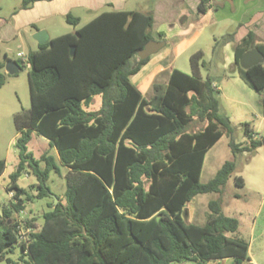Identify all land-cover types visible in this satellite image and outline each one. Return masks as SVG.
<instances>
[{
    "label": "trees",
    "instance_id": "obj_1",
    "mask_svg": "<svg viewBox=\"0 0 264 264\" xmlns=\"http://www.w3.org/2000/svg\"><path fill=\"white\" fill-rule=\"evenodd\" d=\"M37 1L23 0L22 8ZM207 2L202 0V11ZM66 19L75 26L80 23L70 13ZM153 24L151 13L103 11L29 52L31 107L15 114L19 161L6 186L13 200L0 211L1 260L209 264L231 259V264H256L250 243L229 235L238 231L239 219L223 211L221 197L209 201L204 225L187 223L183 211L199 194H222L233 176L237 164L229 159L208 182L201 181L207 153L224 135L230 137L234 154L255 150L262 140H255L251 124L244 122L248 143L235 141L230 117L220 112L215 81L202 74L207 67L203 50L190 55L192 72L175 67L167 81L153 83L151 97L143 94L132 77L150 60L138 52L156 39ZM234 41L235 34L227 33L215 39L213 50ZM253 48L264 54V41L250 31L234 46V66L251 88L261 91L264 62L249 68L240 64L241 56ZM5 65L0 58V88ZM96 96H101V106L92 110ZM195 122L200 126L192 129ZM34 131L57 149L67 168V188L64 200L51 202L39 229L31 220L25 222L30 231L21 240L16 213L26 208V201L48 196L50 173L61 170L56 156L45 152L36 157L30 148ZM6 167L0 158V177ZM26 171L36 176V196L19 184ZM235 184L244 186V178L236 176ZM16 245L22 251L19 258L6 256Z\"/></svg>",
    "mask_w": 264,
    "mask_h": 264
},
{
    "label": "rangeland",
    "instance_id": "obj_2",
    "mask_svg": "<svg viewBox=\"0 0 264 264\" xmlns=\"http://www.w3.org/2000/svg\"><path fill=\"white\" fill-rule=\"evenodd\" d=\"M143 0H133L127 3V9H136L145 7ZM23 0H0V19H9L14 13L22 8ZM147 5V3H146ZM107 8H102V11ZM97 11V10H96ZM95 10L85 6H76L71 9L70 14L80 18V23L75 26L69 23L66 16L61 14L52 15L41 19L38 26L47 27L49 35L55 37L67 32H73L77 27L87 23L96 15ZM36 27L29 26L21 30L17 36L4 34L0 42V58L20 60V70L15 74H9L4 68L5 83L0 88V158L5 159L7 167L0 177V211L3 204H10L13 200V192L9 194L6 189L10 182V175L17 168L19 157L16 146L18 135L15 114L18 111L31 107V95L29 85L30 64L18 57V52L23 51L28 58L30 51L37 49L39 46L33 37V31ZM217 28L223 31H231L224 26H210L207 28V34L213 33ZM207 39V35L203 36ZM162 48L160 51H162ZM196 48H192L183 54L177 61L176 66L187 72H192L190 64V55ZM7 56H6V53ZM9 57V58H7ZM137 60L138 58L135 57ZM207 67H202L204 76L210 75L216 78L218 85L217 95L220 101V112L230 117L233 122L235 131L234 139L237 143H248V138L244 130V122H250L256 125L261 140L264 139V90L257 91L251 88L238 74L234 66V42L229 43L226 47L221 46L217 50H209L205 54ZM155 90L151 88L145 93L147 98L151 97ZM101 96L94 98L93 104L89 107L97 110L101 106ZM200 123L195 122L191 128L197 129ZM31 149L40 157L43 153L48 152L56 156L60 165V172L51 171L48 184L51 193L43 198H33L26 201V208L16 213V217L21 221L23 233L27 234L25 222L31 220L35 229H39L44 221L45 212L49 211L54 201V196L64 200L67 188L66 173L67 168L62 166L56 148L50 146L47 138L33 132ZM230 137L224 135L221 140L209 150L201 176L203 183L208 182L215 176L222 163L229 159H235L237 167L233 176L227 182L224 192L202 193L197 195L193 200L188 202L183 211V217L187 223L204 225L207 220L209 211V201L219 197L223 200V211L230 216L239 219V229L235 233H229L247 240L251 245V256L258 264H264V147L258 151H246L234 154L230 145ZM46 163L43 161L41 166L44 168ZM240 176L245 179L244 186L235 184V177ZM36 176L30 171H26L19 178V184L28 190L34 196L37 195ZM26 198V197H25ZM11 199V200H10ZM59 200V199H58ZM22 251L20 246L16 245L14 251L6 250V256L18 259ZM231 259L209 261V264H231ZM0 264H9L6 260L0 259ZM186 264V263H182Z\"/></svg>",
    "mask_w": 264,
    "mask_h": 264
},
{
    "label": "crops",
    "instance_id": "obj_3",
    "mask_svg": "<svg viewBox=\"0 0 264 264\" xmlns=\"http://www.w3.org/2000/svg\"><path fill=\"white\" fill-rule=\"evenodd\" d=\"M131 1L133 0H39L29 8H21L9 19H0V42L1 35L17 36L21 30L33 25L36 26L33 34L40 29L49 31L47 27L38 26L37 23L55 14L67 16L76 6L97 10L92 19L108 10H137L151 13L154 17L153 35L156 39L164 36L162 40L166 43L164 49L160 51L161 48L151 55L150 60L132 77L133 83L145 95L153 87L154 82L167 81L171 70L177 67L176 61L192 48H196L195 51L203 50L206 54L207 51L213 50L215 39L227 33L235 34L234 46L250 31L256 34L259 41H264V0H208L205 11L200 9L202 0H143L145 7L127 9L126 5ZM102 8L107 9L99 11ZM218 25L230 28L231 31L226 32L217 28L215 32L207 34L208 27ZM204 35H207L206 40L203 39ZM50 38L52 37L49 35ZM36 42L39 46L40 43L37 40ZM215 87L218 88L216 81ZM251 128L254 130L253 138L261 140L256 125L251 124ZM262 147L263 143L255 150L258 151ZM253 261L258 264L254 258Z\"/></svg>",
    "mask_w": 264,
    "mask_h": 264
},
{
    "label": "water",
    "instance_id": "obj_4",
    "mask_svg": "<svg viewBox=\"0 0 264 264\" xmlns=\"http://www.w3.org/2000/svg\"><path fill=\"white\" fill-rule=\"evenodd\" d=\"M33 37L40 43H45L49 41V34L47 30L40 29L37 30ZM166 41L162 39H151L145 46L138 52L141 59H146L151 55L157 53L161 48L164 47ZM71 52L75 53V47H71ZM264 62V54L258 48H253L249 51H246L240 58V64L244 68L252 67L258 63ZM20 64L13 59H7L5 69L9 74H15L20 70ZM213 81H216V78H213ZM264 145V139L262 140ZM58 197L54 196V204L57 205Z\"/></svg>",
    "mask_w": 264,
    "mask_h": 264
},
{
    "label": "built area",
    "instance_id": "obj_5",
    "mask_svg": "<svg viewBox=\"0 0 264 264\" xmlns=\"http://www.w3.org/2000/svg\"><path fill=\"white\" fill-rule=\"evenodd\" d=\"M18 57L20 58V59H22L23 61H27L28 59H27V57H26V55H25V53L23 52V51H20V52H18ZM20 228H21V236H20V239L21 240H26V234H24L23 233V227H22V224H20ZM26 230H27V233L30 231V228H26Z\"/></svg>",
    "mask_w": 264,
    "mask_h": 264
}]
</instances>
